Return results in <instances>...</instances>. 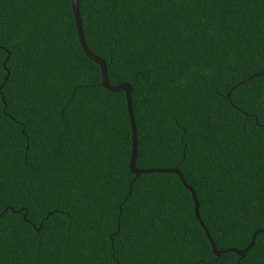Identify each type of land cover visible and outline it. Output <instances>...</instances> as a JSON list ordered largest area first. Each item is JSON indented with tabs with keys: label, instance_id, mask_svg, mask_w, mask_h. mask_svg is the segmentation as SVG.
I'll use <instances>...</instances> for the list:
<instances>
[{
	"label": "trees",
	"instance_id": "16d2710c",
	"mask_svg": "<svg viewBox=\"0 0 264 264\" xmlns=\"http://www.w3.org/2000/svg\"><path fill=\"white\" fill-rule=\"evenodd\" d=\"M79 8L111 85L133 86L136 166L177 168L217 249L247 248L264 230V0ZM101 82L72 0H0V264H264V232L217 257L176 173H131L126 94Z\"/></svg>",
	"mask_w": 264,
	"mask_h": 264
},
{
	"label": "water",
	"instance_id": "95a60500",
	"mask_svg": "<svg viewBox=\"0 0 264 264\" xmlns=\"http://www.w3.org/2000/svg\"><path fill=\"white\" fill-rule=\"evenodd\" d=\"M78 7H79V0H72V9H73V13H74V17H75V21H76V27H77V34H78V39H79V43L81 45V48L83 50V52L85 53V55L91 59L92 61H94L96 64H98L100 66V70H101V76H102V82H101V85L106 88L108 91H110L108 85H107V80L105 79L104 81V75H103V68H104V65L106 64V62L101 59L100 57L94 55L88 48V46L86 47L85 45L86 44V41H85V37H84V32L82 33V30H81V33H80V28H81V24L79 23L80 21V18H79V11H78ZM80 10V8H79ZM76 15H77V18H76ZM81 16V15H80ZM78 21V22H77ZM263 73H260V74H256V76H261L263 75ZM252 78V77H251ZM244 82H241L239 83L238 85L242 84ZM112 86H115V85H112ZM122 87H124L125 89H123L122 91L120 92H125L126 94V101H127V110H128V115H129V119H130V124H131V117H130V113H129V101H128V91H129V94H131V107H132V110H133V104H132V96H133V86L131 84H125V85H122ZM234 88H232L228 93H227V100H230V95H231V92ZM112 92V91H110ZM129 169L131 171V173H133L136 177H138L139 175L141 174H146V173H155V172H158V173H176L181 182L183 183V185L191 192L192 194V198H193V201H194V204H195V214H196V217L197 219L199 220L200 224L202 225L208 239L210 240L211 244H212V248H213V252L214 254L217 256V257H220L221 255L227 253V252H230V251H233L235 253H237L239 256H241L242 258L245 257L246 253L251 249V247L253 246L255 240H256V236L257 234L259 233H263L264 230L263 229H259L257 231L254 232L253 234V237H252V240H251V243L249 244V246L243 250H238V249H227V250H218L217 249V245L216 243L213 241V239L211 238V235L208 231V229L206 228V226L204 225L201 217H200V214H199V208H200V205H199V201L196 197V193L194 191V189L187 184V182L185 181L182 173L177 169V168H173V169H147V170H144V169H139L137 166H136V162H135V166L133 164L132 166V155H131V160H130V163H129Z\"/></svg>",
	"mask_w": 264,
	"mask_h": 264
},
{
	"label": "snow or ice",
	"instance_id": "6c2138e0",
	"mask_svg": "<svg viewBox=\"0 0 264 264\" xmlns=\"http://www.w3.org/2000/svg\"><path fill=\"white\" fill-rule=\"evenodd\" d=\"M57 2L60 3L61 0H57ZM78 11H79V18H80L79 23L81 24L80 33H81V30H82V33H83L84 32V22L81 19L79 7H78ZM76 18H77V15H76ZM89 19H91V15H89ZM85 46L87 47V45H85ZM5 66H6V64H5ZM9 75H11V73H9ZM103 75H104V81H105V79L107 80V85H108L110 91H112V92H120L123 89H125L124 87H122V85H125L127 83H118L115 86L111 85V83L109 81V68H108L107 64L104 65ZM117 79H118V77H117ZM81 86L87 87V88L98 87L97 84H94L91 81H89V82H87V84L81 85ZM128 101H129V113H130V117H131V132H132V135H131V142H132V166H133V164L135 166L136 158L141 153L142 145H141V140H140V131H139L138 124H137V114H136L135 111L132 110V107H131V94H129V91H128ZM258 103L264 105V97H261L258 100ZM186 160H188L187 146H185L184 155L178 161V164H183ZM133 183H134V181H133ZM125 203H127V201H125ZM124 213H125L124 207H123V205H120V215L123 216ZM116 235H119V233H116Z\"/></svg>",
	"mask_w": 264,
	"mask_h": 264
}]
</instances>
